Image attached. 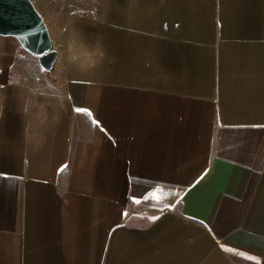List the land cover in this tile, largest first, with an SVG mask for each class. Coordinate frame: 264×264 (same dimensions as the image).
Returning a JSON list of instances; mask_svg holds the SVG:
<instances>
[{
  "label": "crops",
  "instance_id": "0c3cea01",
  "mask_svg": "<svg viewBox=\"0 0 264 264\" xmlns=\"http://www.w3.org/2000/svg\"><path fill=\"white\" fill-rule=\"evenodd\" d=\"M94 4L0 36V264H264V0Z\"/></svg>",
  "mask_w": 264,
  "mask_h": 264
},
{
  "label": "water",
  "instance_id": "95a60500",
  "mask_svg": "<svg viewBox=\"0 0 264 264\" xmlns=\"http://www.w3.org/2000/svg\"><path fill=\"white\" fill-rule=\"evenodd\" d=\"M0 36L15 38L40 67L50 72L57 51L43 21L30 0H0Z\"/></svg>",
  "mask_w": 264,
  "mask_h": 264
},
{
  "label": "rangeland",
  "instance_id": "374dc122",
  "mask_svg": "<svg viewBox=\"0 0 264 264\" xmlns=\"http://www.w3.org/2000/svg\"><path fill=\"white\" fill-rule=\"evenodd\" d=\"M34 8L43 18L50 37L55 39L58 37V31L61 24L62 13L69 11H82L85 13L92 12L93 8L77 7V4L82 6L95 5V0H30ZM87 4V5H86Z\"/></svg>",
  "mask_w": 264,
  "mask_h": 264
},
{
  "label": "snow or ice",
  "instance_id": "6c2138e0",
  "mask_svg": "<svg viewBox=\"0 0 264 264\" xmlns=\"http://www.w3.org/2000/svg\"><path fill=\"white\" fill-rule=\"evenodd\" d=\"M77 111H84V110H81V109H77ZM152 219H157L156 217H153Z\"/></svg>",
  "mask_w": 264,
  "mask_h": 264
}]
</instances>
